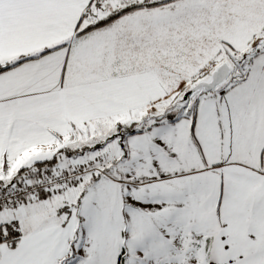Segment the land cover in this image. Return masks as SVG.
Wrapping results in <instances>:
<instances>
[{"label":"snow or ice","instance_id":"snow-or-ice-1","mask_svg":"<svg viewBox=\"0 0 264 264\" xmlns=\"http://www.w3.org/2000/svg\"><path fill=\"white\" fill-rule=\"evenodd\" d=\"M0 264H264V0H0Z\"/></svg>","mask_w":264,"mask_h":264}]
</instances>
